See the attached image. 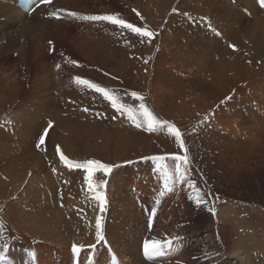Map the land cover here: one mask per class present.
<instances>
[{
  "label": "rangeland",
  "instance_id": "rangeland-1",
  "mask_svg": "<svg viewBox=\"0 0 264 264\" xmlns=\"http://www.w3.org/2000/svg\"><path fill=\"white\" fill-rule=\"evenodd\" d=\"M81 3L80 10H66L76 16L47 11L40 18L47 27L35 31L45 47L39 54L33 33L19 28L31 15L14 33L0 27V250L8 245L6 260L70 264L75 243L85 246L89 264H236L229 256L234 243L264 262V16L254 0ZM116 13L157 35L149 42L83 19ZM77 76L115 90L133 107L140 101L131 93L142 95L158 119L184 133L188 179L214 216L189 199L187 182L159 196L161 177L143 158L179 152L174 137L166 129L135 127L99 93L77 85ZM57 145L74 162L119 165L108 177L96 173L97 181L107 180L108 203L106 242L94 250L87 246L96 243L99 208L85 190V173L61 163ZM173 237L180 240L154 260L140 253L144 239Z\"/></svg>",
  "mask_w": 264,
  "mask_h": 264
},
{
  "label": "snow or ice",
  "instance_id": "snow-or-ice-1",
  "mask_svg": "<svg viewBox=\"0 0 264 264\" xmlns=\"http://www.w3.org/2000/svg\"><path fill=\"white\" fill-rule=\"evenodd\" d=\"M53 0H37L36 7L40 5H51ZM259 3L262 7H264V0H259ZM28 8L30 11H35V8L29 3ZM135 11V10H134ZM175 11V9H174ZM52 15L56 16V13H52ZM72 16H76V13H70ZM139 15V13H137ZM58 18V17H57ZM83 19L93 22H107L112 25L117 26L121 30H128L136 36L140 37L142 40L147 38L149 42L155 38L157 33L148 29L147 25L143 27H138L132 23L127 22L125 19L120 18L119 14H106V15H89L84 16ZM52 43L51 41L49 42ZM235 50V46H231ZM72 63H76L73 61ZM147 63V61H145ZM59 68V65H57ZM74 82L77 85L84 86L96 93H99L106 101H108L113 109L118 113L126 114L127 119L137 128H142L147 132H156L161 129H166L167 134L171 137H174L177 148L179 152L169 154L167 156H152L150 159L156 171L159 173L162 180V188L159 192V196L163 197L167 193H171L174 191L175 186L178 184H183L187 182V186L192 189L193 194L190 195L189 199H191L196 207H205L209 213L213 216L215 215V208L209 205L208 200L202 191L196 187V185L188 179L190 166H191V158L189 155V150L186 146L184 140V133L172 122L166 120L158 119L153 112L146 106L143 102V96L132 92L131 96L133 99L140 101L138 107H133L128 104L122 103L121 98L118 93L106 87L101 86L100 84L94 83L87 79H82L77 76L74 77ZM87 111V109H84ZM115 119V117H113ZM49 128L52 127L51 122H49ZM48 133V128L44 130V134L40 136L39 143L36 145L39 149L42 145L45 144V137ZM56 152L59 154V159L61 163H63L70 170L72 169H81L83 170L84 177V185L85 190L89 194L90 199L94 200L99 208V214L96 216L95 221V240L96 243L87 246L89 250H94L97 244L101 242H106L104 231H103V213L106 211L107 206V196H106V186L107 180H96V173H102L105 177H108L115 167H119V165H111L107 163H103L99 160L89 159L84 162H74L66 157L60 150V147L56 146ZM128 163H131L130 161ZM55 172V169H53ZM159 199L155 201V203L159 204ZM150 221L149 227H151V218H154L156 215V208H152L149 212ZM180 237L166 238L165 240H159L156 238L152 239H144L143 240V255L147 260H154L156 257L162 256L165 254L166 249H171L174 243L178 242ZM8 245L5 244L2 246L3 250H0V264H5L7 259ZM74 257L77 259L81 256V253L85 251L84 245L73 244L71 249ZM91 256H89V259Z\"/></svg>",
  "mask_w": 264,
  "mask_h": 264
},
{
  "label": "bare ground",
  "instance_id": "bare-ground-1",
  "mask_svg": "<svg viewBox=\"0 0 264 264\" xmlns=\"http://www.w3.org/2000/svg\"><path fill=\"white\" fill-rule=\"evenodd\" d=\"M83 0H53V3L51 5H40L39 7H36L34 6L33 8H35V11H30L29 13L25 12L24 10H22L21 8H19L18 4H17V1L16 0H13L12 2H7V1H2L0 0V27L2 29H8L10 30L9 34L10 33H14L15 30L14 29H11V28H15L14 26H16L17 22H20V23H23L25 22V20H27L28 15H31V21L29 22V24L27 26H23V27H19L21 30H28L30 33L32 32L33 33V41L31 40V42H34L33 44L34 47H35V52H37L38 54L39 53H42L44 50H45V47H44V43L41 42L40 38L35 34V31L37 29H42V31L44 32L45 30V27H47L45 25V27H42L41 26V22L43 23V21H41L40 18H42L45 14L46 11H58V12H61L63 14V17L64 18H67L69 15L70 17H73L72 15H70L69 13L67 12H70L71 9H74V10H80V6H82L83 4L81 3ZM254 8L256 11H258L259 14H262L264 16V9L259 7L258 4H257V1L254 0ZM66 5V6H65ZM59 6H63V9H60ZM85 6V5H84ZM69 7V8H68ZM252 7V6H251ZM71 8V9H70ZM249 8V7H248ZM252 9V8H251ZM64 10V11H62ZM67 10V12H66ZM85 10V8H84ZM87 10V9H86ZM72 13V12H71ZM254 15V14H253ZM260 15V16H262ZM257 16V15H255ZM62 17V18H63ZM259 16H257L258 18ZM53 19V18H52ZM259 19V18H258ZM256 20V19H255ZM261 21H264V20H261ZM259 21H257V23L255 24L256 26H260V23H258ZM66 23V22H64ZM51 24V23H50ZM44 25V24H42ZM64 27V26H63ZM18 29V28H17ZM16 29V30H17ZM61 29V27H57V30ZM64 29V33L67 31L66 28H63ZM259 29V28H258ZM40 32V31H39ZM38 32V33H39ZM42 32V33H43ZM47 32V30H46ZM89 32V31H88ZM31 33V34H32ZM41 33V32H40ZM50 34V33H49ZM62 34V33H61ZM67 34V33H66ZM40 35V34H39ZM9 36V35H8ZM41 37V36H40ZM68 37V36H67ZM42 38V37H41ZM1 40V39H0ZM30 41V40H29ZM28 41V42H29ZM87 45V44H86ZM31 46V45H30ZM44 48V49H43ZM76 127V126H75ZM135 134H138L135 132ZM138 135H142V134H138ZM117 141V140H116ZM40 157H38L37 159L39 160ZM35 159V161L37 160ZM37 163V162H36ZM35 163V165H36ZM39 165V161L37 163V166ZM50 180V179H49ZM60 212V211H59ZM60 216V214H59ZM58 216V217H59ZM60 220V217L59 219H57V221ZM149 222V221H148ZM63 223V222H62ZM56 224V223H55ZM28 225L30 226V224L28 223ZM36 226H39L40 223H36L35 224ZM57 225V224H56ZM116 226V225H115ZM227 226V225H226ZM227 228V227H226ZM228 230V229H227ZM58 231V230H57ZM234 231V230H233ZM137 232V231H136ZM222 232V231H221ZM122 233V232H121ZM52 233H49L46 234H42L44 238H47L46 236H50ZM59 234V232H58ZM116 234V233H115ZM116 238H118V235H115ZM123 234V233H122ZM225 234V233H224ZM60 235V234H59ZM136 235V234H135ZM235 235V234H234ZM210 237V236H209ZM216 237V236H215ZM222 237V236H221ZM122 238L124 239V236H122ZM114 239V238H113ZM127 239L129 240V237L125 238L124 241H127ZM132 239V238H131ZM130 239V240H131ZM214 240V239H213ZM113 241L116 242V240L114 239ZM227 241V240H225ZM230 241V240H229ZM231 242V241H230ZM129 243V242H127ZM228 243V241H227ZM119 244V243H118ZM224 244V243H223ZM117 245V244H116ZM122 245V244H121ZM229 245V243H228ZM125 246V245H124ZM130 246V245H129ZM123 247V246H122ZM230 247V245H229ZM240 247V248H238ZM130 248V247H129ZM232 251L229 253V256L231 258H235L236 259V264H264V262H256V261H253V257L250 253H248L247 251H245V248L242 247V246H236V244L232 243ZM133 249V248H132ZM137 250V249H136ZM138 250H139V247H138ZM137 250V251H138ZM177 251V250H176ZM131 252V251H130ZM142 252V253H141ZM133 253V252H132ZM140 253L143 254V248L140 249ZM82 255V259H81V256H80V264H89L88 262L85 261V256H84V252L81 253ZM85 259H84V258ZM143 261L142 264H149L147 262H145L143 259H141ZM233 260V259H232ZM231 260V261H232ZM255 260V259H254ZM9 261H11L13 264H16V261L10 257ZM20 262V261H19ZM74 262V255H72V261L70 264H73ZM167 262L168 259H167ZM166 262V263H167ZM171 262V261H170ZM168 264H174V263H168Z\"/></svg>",
  "mask_w": 264,
  "mask_h": 264
}]
</instances>
